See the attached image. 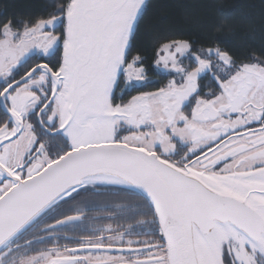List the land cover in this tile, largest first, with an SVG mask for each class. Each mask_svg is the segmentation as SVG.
<instances>
[{
	"label": "snow or ice",
	"instance_id": "snow-or-ice-1",
	"mask_svg": "<svg viewBox=\"0 0 264 264\" xmlns=\"http://www.w3.org/2000/svg\"><path fill=\"white\" fill-rule=\"evenodd\" d=\"M147 8L0 17V264H264V45L222 47L226 12L202 40L157 35L173 78L124 100L153 83L132 54ZM114 189L138 199H97Z\"/></svg>",
	"mask_w": 264,
	"mask_h": 264
},
{
	"label": "trees",
	"instance_id": "trees-1",
	"mask_svg": "<svg viewBox=\"0 0 264 264\" xmlns=\"http://www.w3.org/2000/svg\"><path fill=\"white\" fill-rule=\"evenodd\" d=\"M54 0H0V17L28 19L44 14V8ZM148 8L140 23L132 54L147 55L145 67L153 72L156 60L154 39L173 32L184 33L183 38L200 39L207 34L213 21L226 12L233 31L215 33L222 47L236 51L249 48L259 53L264 45V0H148Z\"/></svg>",
	"mask_w": 264,
	"mask_h": 264
},
{
	"label": "flooded vegetation",
	"instance_id": "flooded-vegetation-1",
	"mask_svg": "<svg viewBox=\"0 0 264 264\" xmlns=\"http://www.w3.org/2000/svg\"><path fill=\"white\" fill-rule=\"evenodd\" d=\"M156 59H157V57H156ZM35 62H37V61H33V63H35ZM185 63L187 64V63H189V61H185ZM153 66H154L153 72H147L146 71L147 78L152 80L153 83L150 84L149 87H147V88H140L137 91L129 92L127 95L124 96V100L129 99L133 95H137L139 91H154L159 87H163L168 83V81L170 79L173 78L171 75H167V74L159 72L156 65H155V62L153 64ZM203 83H207V80L203 81ZM2 116H3V113L0 112V117H2ZM97 199L99 201H101L102 203H109V204L115 205V204H120V203L134 202L138 198L130 195L129 193H127L125 191H121L119 189H114L104 196L97 197ZM99 211H100L99 209H94L89 213V215L90 216H96ZM141 218L142 217H137V219H141ZM128 222H131V221L127 220L126 218H121L120 220H117V221L101 220V221H96L95 223H97V224H107V223L116 224V223H128ZM93 223H94L93 221H89V226H92ZM68 234L72 235V236H80V235H88L90 233L69 232ZM140 238L144 239V238H148V237H140ZM60 243L61 244H68L69 247L73 246L70 241H66V240H61Z\"/></svg>",
	"mask_w": 264,
	"mask_h": 264
},
{
	"label": "water",
	"instance_id": "water-1",
	"mask_svg": "<svg viewBox=\"0 0 264 264\" xmlns=\"http://www.w3.org/2000/svg\"><path fill=\"white\" fill-rule=\"evenodd\" d=\"M148 0H146V2H147Z\"/></svg>",
	"mask_w": 264,
	"mask_h": 264
}]
</instances>
